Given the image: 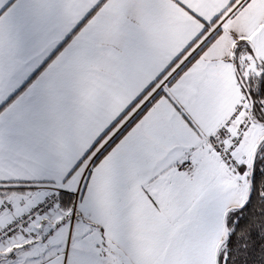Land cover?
<instances>
[{"label":"snow or ice","instance_id":"snow-or-ice-1","mask_svg":"<svg viewBox=\"0 0 264 264\" xmlns=\"http://www.w3.org/2000/svg\"><path fill=\"white\" fill-rule=\"evenodd\" d=\"M0 264H264V0H0Z\"/></svg>","mask_w":264,"mask_h":264}]
</instances>
